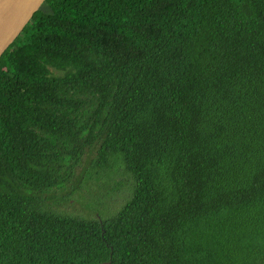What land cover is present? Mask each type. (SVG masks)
<instances>
[{
    "label": "trees",
    "instance_id": "1",
    "mask_svg": "<svg viewBox=\"0 0 264 264\" xmlns=\"http://www.w3.org/2000/svg\"><path fill=\"white\" fill-rule=\"evenodd\" d=\"M92 148L127 198L51 211ZM108 263L264 264V0H46L0 57V264Z\"/></svg>",
    "mask_w": 264,
    "mask_h": 264
},
{
    "label": "rangeland",
    "instance_id": "2",
    "mask_svg": "<svg viewBox=\"0 0 264 264\" xmlns=\"http://www.w3.org/2000/svg\"><path fill=\"white\" fill-rule=\"evenodd\" d=\"M73 175L47 203L51 211L89 219L98 213L105 218L119 208L132 186L131 179L112 160L105 163L97 159L94 148L84 153ZM72 190L75 193L69 196Z\"/></svg>",
    "mask_w": 264,
    "mask_h": 264
},
{
    "label": "water",
    "instance_id": "3",
    "mask_svg": "<svg viewBox=\"0 0 264 264\" xmlns=\"http://www.w3.org/2000/svg\"><path fill=\"white\" fill-rule=\"evenodd\" d=\"M45 1L0 0V57Z\"/></svg>",
    "mask_w": 264,
    "mask_h": 264
}]
</instances>
